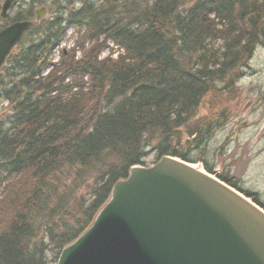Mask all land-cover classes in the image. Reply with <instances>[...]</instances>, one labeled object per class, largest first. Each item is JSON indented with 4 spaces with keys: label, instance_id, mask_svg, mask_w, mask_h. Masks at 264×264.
Segmentation results:
<instances>
[{
    "label": "trees",
    "instance_id": "1",
    "mask_svg": "<svg viewBox=\"0 0 264 264\" xmlns=\"http://www.w3.org/2000/svg\"><path fill=\"white\" fill-rule=\"evenodd\" d=\"M55 12L26 34L12 57L19 77L3 91L38 94L0 126V264H54L149 150L192 160L185 147L232 117L236 80L264 44V0H89ZM68 25L90 48L42 76ZM107 40L118 58H99Z\"/></svg>",
    "mask_w": 264,
    "mask_h": 264
},
{
    "label": "water",
    "instance_id": "2",
    "mask_svg": "<svg viewBox=\"0 0 264 264\" xmlns=\"http://www.w3.org/2000/svg\"><path fill=\"white\" fill-rule=\"evenodd\" d=\"M29 25L0 32V64ZM57 264H264V210L198 165L162 156L115 183Z\"/></svg>",
    "mask_w": 264,
    "mask_h": 264
},
{
    "label": "rangeland",
    "instance_id": "3",
    "mask_svg": "<svg viewBox=\"0 0 264 264\" xmlns=\"http://www.w3.org/2000/svg\"><path fill=\"white\" fill-rule=\"evenodd\" d=\"M23 1L19 0V3ZM47 1L51 3L52 0ZM60 1L62 6H71L67 0ZM52 12L55 9L51 7L45 13L46 17H50ZM243 72L244 75L233 88L235 96L228 102L234 111L232 117L197 147H192L195 144L190 143L185 148L191 159H203L196 163L204 167V162H207L224 170L236 186L245 192L254 193L264 204V45L255 50ZM11 113L12 108L7 102L0 100V120ZM206 113V106H201L197 111L199 116ZM184 137L189 138L185 130ZM153 158L152 152L146 156L148 163Z\"/></svg>",
    "mask_w": 264,
    "mask_h": 264
},
{
    "label": "bare ground",
    "instance_id": "4",
    "mask_svg": "<svg viewBox=\"0 0 264 264\" xmlns=\"http://www.w3.org/2000/svg\"><path fill=\"white\" fill-rule=\"evenodd\" d=\"M2 122H3V120L2 121H0V126H2V125H5L6 123L4 122V124H2Z\"/></svg>",
    "mask_w": 264,
    "mask_h": 264
}]
</instances>
